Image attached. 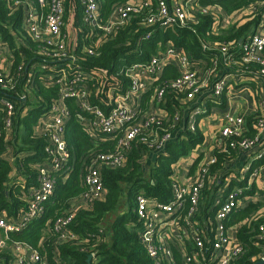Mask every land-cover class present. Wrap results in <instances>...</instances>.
Instances as JSON below:
<instances>
[{"label": "trees", "instance_id": "16d2710c", "mask_svg": "<svg viewBox=\"0 0 264 264\" xmlns=\"http://www.w3.org/2000/svg\"><path fill=\"white\" fill-rule=\"evenodd\" d=\"M130 0H101V22L113 20L115 10ZM177 0H167L169 5ZM207 5H217L228 15L232 23L219 30L214 28L218 14H207L200 17L197 25L172 26L164 28L149 26L147 17L156 9V0H151L149 7L143 6L138 12L131 14L122 25H117L111 33L93 31L83 21V7L79 0H65V26L72 53L75 56L74 66L67 69L70 76L81 71L91 74L87 81L90 88L89 100L93 105L108 112L113 106V95L124 94L130 82L121 69L134 63L147 62L168 42L182 47L185 54L193 61L204 59L207 63L216 56L217 48L233 41L234 48L240 51L239 40L253 33L264 15V0H203ZM257 9H250L251 4ZM23 7L13 5V0H0V38L9 46L7 78L16 80L14 90L0 87V213L6 218H17L27 208L24 197L28 189L37 184V166L45 159L47 138L34 131L40 117L47 115L53 104L59 99L61 85L51 76L60 75L67 67L69 59L54 61L42 40H36L25 28ZM221 30V31H220ZM96 36L92 37V34ZM150 37L147 38V34ZM208 45L210 48L204 49ZM95 53L90 54L87 48ZM34 80H30L31 74ZM176 70L171 66L165 68L162 79L175 77ZM32 84L30 93L25 88ZM67 86H71L68 82ZM153 88L144 94L143 105L152 99ZM26 94L25 98H21ZM11 99L15 102V118L12 129L5 127L4 117L7 107L1 100ZM70 116L66 126V139L71 151L73 169L67 175H56V186L52 196L44 203L43 212L31 219L24 228L9 234V242L20 241L45 253L48 260L55 264L53 252L66 264H154L149 258L139 238V221L135 208L136 195L144 190L146 194L161 202L172 198L175 184L172 166L177 160L193 151L203 141V134L185 131L176 140H170L165 153L156 157L154 166L148 172L143 159L156 151L146 143L137 139L127 156L124 166L110 169L104 168L101 174L106 188L104 199L73 211V199L86 191L83 174L91 158L98 153L114 149L115 136L109 137L99 131L93 136L87 121L78 115L79 107L75 99H66ZM182 96L176 91L168 90L161 108L171 117L184 110ZM89 116L90 114H86ZM254 122V121H253ZM249 127L252 120L247 118ZM180 123L177 124V127ZM157 125H154V129ZM251 128V127H250ZM251 131L253 129L251 128ZM249 132L252 135V132ZM254 132V131H253ZM149 134L148 131L145 132ZM91 139L94 141L91 142ZM22 154L18 167L23 169L27 180L26 187L10 183L13 166L5 158L7 152ZM234 153H216L217 162L211 166L206 186L201 196V216L212 219L218 206L215 205L216 190L219 187L216 171L234 157ZM259 167L264 168V156L256 160ZM235 185L229 183V188ZM240 186H244L239 183ZM126 196L128 207L121 210V200ZM204 199V200H203ZM262 203H250L244 208L234 210L225 221L227 228L236 230V240L244 247L243 254L237 264H259L254 258L263 250L256 246L255 238L259 226L264 222V214L259 211ZM212 208V209H211ZM211 209V210H210ZM74 213L68 229L76 235L73 239L59 240L54 231L45 232L52 227L58 217ZM111 219L108 221L109 217ZM103 228L104 231H101ZM111 233V239L108 235ZM2 233L0 232V238ZM94 252L96 258L89 261ZM0 264H14L7 249H0Z\"/></svg>", "mask_w": 264, "mask_h": 264}, {"label": "built area", "instance_id": "2783aa9c", "mask_svg": "<svg viewBox=\"0 0 264 264\" xmlns=\"http://www.w3.org/2000/svg\"><path fill=\"white\" fill-rule=\"evenodd\" d=\"M217 1V0H212ZM83 7V21L91 30L111 33L117 25L124 24L131 16L143 6L149 7L151 0H134L120 5L113 14V20L101 22V0H79ZM13 5L23 7L25 28L36 40H42L49 51V56L54 61L69 59L66 68L60 75L51 76L56 83L61 85L59 99L53 104L51 111L37 122L34 128L36 134L47 138L45 145V159L37 166V184L28 189V195L23 199L27 208L17 218H6L0 214V249H7L14 264H52L45 253L37 248L20 242H9L11 232L20 231L33 218L39 216L44 210L45 201L53 195L56 186V175H67L73 169L71 151L66 139V126L70 119L67 98H74L79 107L78 115L82 122L87 121L93 136L96 132L105 133L109 137L115 136L114 149L95 154L84 170L83 181L86 191L73 199V211L81 207L100 201L106 196V188L101 174L104 168H118L125 165L127 156L133 142L140 139L150 148L161 150L172 139L177 124L185 118L188 131L197 130V117L205 112L204 105L207 101L218 100L223 92L232 86L233 77L250 76L264 80V15L257 29L239 40L240 51L234 48L233 41L217 48V53L210 63L199 59V62L189 58L182 47L168 42L164 49L159 50L147 62L134 63L121 72L129 80L127 91L121 95H113V106L108 112L101 107L93 105L89 100V86L91 79L88 72H79L70 76L67 69L75 67V56L72 53L67 34L64 33L65 0H13ZM250 9H257V4H251ZM218 14L221 18L215 20L214 28L219 30L229 26L233 19L217 5H207L203 0H177L169 5L167 0H156V9L147 17L149 26L169 28L172 26H195L200 17L207 14ZM96 34H92V37ZM150 37V33L147 34ZM210 48L208 45L204 49ZM1 51V50H0ZM90 54L95 53L92 48H87ZM0 55H4L0 52ZM10 60L0 59V87L14 90L16 80L7 78ZM173 67L177 75L162 79L165 68ZM76 68V67H75ZM32 73L30 80H34ZM68 82L71 86H67ZM32 84L25 88L24 93H30ZM153 88L152 99L143 105L144 94ZM168 90L176 91L182 96L185 105L182 113L176 112L169 116L161 104L165 100ZM26 94L23 97L25 98ZM7 113L4 117L5 127L10 130L14 124L15 102L11 99H1ZM197 102V104H196ZM86 114H90L87 116ZM84 121V122H83ZM254 135L249 134L247 118L227 112L217 125V139H219V152L227 154L239 150L256 152V158L264 156V94L260 101V113L254 118ZM154 125L157 128L154 129ZM149 134L146 135L145 132ZM2 133L0 131V138ZM94 140L91 139V142ZM217 162L216 155H210L202 160L198 171L189 174L185 184L175 181L172 198L168 202H161L145 193L144 190L136 195V214L141 222L139 238L149 258L154 264H197L196 258L201 257V264H237V259L243 254L244 247L236 239H231L226 219L236 209L241 208V199L246 191L244 186L229 188L228 183L222 184L218 179L221 193L216 195L215 205L218 206L213 218L207 221L208 232L202 231L201 221L196 219L201 216L202 190L206 186L210 168ZM264 171L263 167H260ZM260 170V169H257ZM253 175H257L254 172ZM25 179L20 185L26 187ZM229 190V191H228ZM186 208V211L181 212ZM212 209V208H211ZM210 209V210H211ZM58 217L52 227H47L45 232L58 234V239L67 240L76 237L68 229L74 213ZM180 214L181 219L176 217ZM195 218V219H194ZM178 220L181 228H193L191 236L193 252L185 260L178 262L173 253L170 241L171 227ZM101 231H104L103 228ZM175 229V233H176ZM255 244L263 251L254 259L264 261V222L260 224L255 238ZM55 264L63 263L53 251ZM95 259V253L90 254Z\"/></svg>", "mask_w": 264, "mask_h": 264}, {"label": "crops", "instance_id": "0c3cea01", "mask_svg": "<svg viewBox=\"0 0 264 264\" xmlns=\"http://www.w3.org/2000/svg\"><path fill=\"white\" fill-rule=\"evenodd\" d=\"M130 1L133 2L134 0ZM0 50V52H3L5 56L9 57L11 49L7 44L1 41V38ZM263 94L264 80L250 76H236L232 79V86L223 92L220 99L211 101L209 100L207 103H205V112L200 113V115L197 117V130L201 131L203 134L202 143L198 144L197 147L186 156L180 157L172 166L174 179L178 184L182 185L187 183L189 174L198 171L202 160L210 155H216L219 147V139H217L216 134L217 125L218 123H221L222 117L225 113L232 112L234 114L242 115L246 118L250 117L252 120L250 127L254 132L251 131L250 127L249 132L251 131L252 135L256 133L255 123L253 120L255 116L260 113V101ZM185 131H188L187 121L185 118H183L180 121L178 127L175 129L171 140H176ZM261 146H264V143H262ZM165 147H163L161 150L152 152L145 159H143L147 172L152 166H154L157 155L160 153H165ZM234 154L235 155L233 159L227 161L222 169L216 171L217 177L222 184H232L234 182L235 185L232 187L240 186L239 183H242L246 191L244 192L243 198L240 201L241 208L246 207L252 202L262 203L259 211L264 214L262 195H260L261 192L258 191H264V171L261 170L258 164H256V160H260L263 156L261 158H256L255 156L257 155L255 151L250 153L245 150H239ZM22 156V154L15 155L14 152L11 151L5 154V158L8 159L13 166L10 183L21 185L26 179L23 169L18 167ZM254 172H257V175L254 176ZM232 187H230V189ZM221 190L222 188L218 187L216 190V195L223 194L221 193ZM185 211L186 208L181 212V214H183ZM176 217L181 219L180 214ZM200 221L202 231L206 234L208 232L207 221L204 219H201ZM181 225V222L178 220L175 221V224L171 227L172 233L170 238L174 257L180 263L185 260L187 255L193 252L191 236L194 233L192 227L181 228ZM175 229L177 230L176 233ZM227 230L230 238L233 240L236 239V230L233 227H229ZM108 237L111 239V233L108 235ZM196 263L201 264L202 258L197 257Z\"/></svg>", "mask_w": 264, "mask_h": 264}, {"label": "rangeland", "instance_id": "374dc122", "mask_svg": "<svg viewBox=\"0 0 264 264\" xmlns=\"http://www.w3.org/2000/svg\"><path fill=\"white\" fill-rule=\"evenodd\" d=\"M3 58H8V56L0 55V59H3ZM258 191L261 192L260 195H262V202L264 203V191H262V190H258ZM120 206H121L120 209H122V210H126L127 209V207H128V201H127L126 196H124L122 198L121 205ZM263 209H264V206H263ZM111 217H113V216H110L109 219H108V221L111 219Z\"/></svg>", "mask_w": 264, "mask_h": 264}, {"label": "water", "instance_id": "95a60500", "mask_svg": "<svg viewBox=\"0 0 264 264\" xmlns=\"http://www.w3.org/2000/svg\"><path fill=\"white\" fill-rule=\"evenodd\" d=\"M91 260V257H89V261ZM259 264H264V261L263 260H260L259 262H258Z\"/></svg>", "mask_w": 264, "mask_h": 264}]
</instances>
